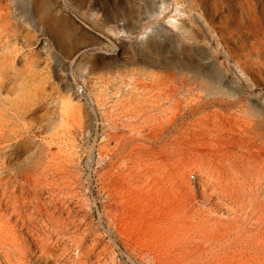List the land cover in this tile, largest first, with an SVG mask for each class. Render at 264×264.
Instances as JSON below:
<instances>
[{"label": "rangeland", "instance_id": "374dc122", "mask_svg": "<svg viewBox=\"0 0 264 264\" xmlns=\"http://www.w3.org/2000/svg\"><path fill=\"white\" fill-rule=\"evenodd\" d=\"M214 2L0 0V250L9 194L71 264H264V0Z\"/></svg>", "mask_w": 264, "mask_h": 264}, {"label": "bare ground", "instance_id": "6f19581e", "mask_svg": "<svg viewBox=\"0 0 264 264\" xmlns=\"http://www.w3.org/2000/svg\"><path fill=\"white\" fill-rule=\"evenodd\" d=\"M214 1L218 2L220 0H214ZM229 1L231 2V5L228 9L231 10V13H232V15L230 17L231 20L229 22L234 24L235 30L236 29L239 30L241 35L244 33H247V34L253 33L254 30L251 26V22L254 19L253 12L256 11V4L253 2V0H229ZM244 17L247 18L246 22L243 20ZM226 28H227V26H226ZM254 29H255V26H254ZM232 31H234V29ZM260 31L262 32L261 29H260ZM221 32H223V31H221ZM227 32H225L224 34L226 35ZM257 32H255V33H257ZM229 33H230V30H229ZM256 35H258V34H256ZM220 36H221V34H220ZM256 40H257V42L254 41V42H256V45L257 46L259 45V48L263 47V49H264L263 34H262V36L258 35V38ZM253 46L255 47V45H253ZM254 47H252V48H254ZM259 48H258V51H259ZM258 51H256V52H258ZM258 53H260V52H258ZM262 64H264V63H262ZM262 64H261V66H262ZM5 80H6V76L4 74L0 73V85L5 84ZM4 115H5V111L0 109L1 118ZM3 118H5V117H3ZM5 122L0 124V141L9 139V123L7 124ZM7 131H8V133H7ZM6 153L7 152H5L4 154L2 153V154L6 155ZM0 157H3V156H0ZM7 195H8V197H7V199H5L4 208L8 209L10 217L16 219V221L18 222L17 228L16 229L12 228V230H13L12 234H15L16 232L28 233L31 240L33 241V244L35 246V250L32 252H28L23 247H21L20 244H17L13 239L12 240L13 244H9V245L6 244V247L2 248L0 250V264L25 263V259L29 255H30L29 260L36 263V264H71V262H73L72 256L65 258V255L68 254V248L67 247L62 246V248L59 250V252H56L55 246L49 243L52 239V235L46 229V226H48L46 219L43 218V216H40L38 213L36 214L33 211H27L26 209H23V205L20 203L19 197H16L17 198L16 201L13 202L11 199V195H9V194H7ZM3 199H4V197H3ZM3 236L5 237L6 240L9 239V233L3 234ZM89 253H90V250H88V249L84 250L81 253V255L77 258L75 264H87V257L89 255Z\"/></svg>", "mask_w": 264, "mask_h": 264}]
</instances>
